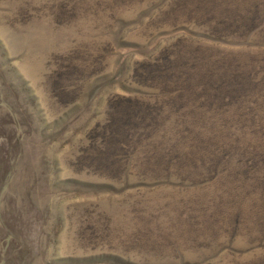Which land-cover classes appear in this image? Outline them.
<instances>
[{"label":"rangeland","instance_id":"1","mask_svg":"<svg viewBox=\"0 0 264 264\" xmlns=\"http://www.w3.org/2000/svg\"><path fill=\"white\" fill-rule=\"evenodd\" d=\"M0 264H264V0H0Z\"/></svg>","mask_w":264,"mask_h":264}]
</instances>
